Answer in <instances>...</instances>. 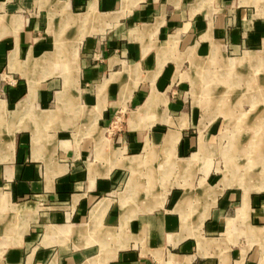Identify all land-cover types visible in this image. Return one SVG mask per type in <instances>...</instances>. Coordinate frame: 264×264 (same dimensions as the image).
I'll list each match as a JSON object with an SVG mask.
<instances>
[{"label": "crops", "instance_id": "obj_1", "mask_svg": "<svg viewBox=\"0 0 264 264\" xmlns=\"http://www.w3.org/2000/svg\"><path fill=\"white\" fill-rule=\"evenodd\" d=\"M261 47L264 0H0V264H264V191L200 164L234 114L186 97Z\"/></svg>", "mask_w": 264, "mask_h": 264}, {"label": "rangeland", "instance_id": "obj_2", "mask_svg": "<svg viewBox=\"0 0 264 264\" xmlns=\"http://www.w3.org/2000/svg\"><path fill=\"white\" fill-rule=\"evenodd\" d=\"M222 49L225 58L238 57L242 54V50H248V48H241L236 53L231 48L223 47ZM250 50L254 53L260 52L261 56H263L264 64V47ZM189 70L190 67L185 64L184 71L189 72ZM209 71L216 74L223 73L217 63L215 65L212 64ZM256 71L255 75H253L252 85H248L244 80H238V77L233 76V81L237 79L236 84L230 88L229 92L224 93L225 97L221 103L217 102V100L209 99V94L212 92L207 91L204 85H201L200 89L194 95H191V85L188 83L186 97L188 101H191L196 122L205 119L221 118V111L225 109L232 111L234 114L229 128L227 130L225 127L221 129L222 135H216L210 140L206 139L213 154L203 156L200 159L201 166H216L218 170H221L223 176L232 180L233 185H236L235 179H239V183L245 189L249 188L248 191L259 192L264 191V187L262 186L264 185V152L263 154L261 152V149L264 148V92H252L251 89L260 85V78L264 80V66ZM214 86V93L218 95L226 89V86L221 82H217ZM222 103L225 105L222 106ZM201 129L198 130V134L196 133V135H203ZM246 131L249 132V135H247ZM258 148H260L261 154L254 151L255 149L258 150ZM250 182L253 185H249ZM254 184L256 187L251 188ZM100 253L101 251H98L93 255V261L96 264L100 262Z\"/></svg>", "mask_w": 264, "mask_h": 264}, {"label": "bare ground", "instance_id": "obj_3", "mask_svg": "<svg viewBox=\"0 0 264 264\" xmlns=\"http://www.w3.org/2000/svg\"><path fill=\"white\" fill-rule=\"evenodd\" d=\"M198 65V64H197ZM196 69V68H195ZM199 69V68H198ZM197 69V70H198ZM196 71V70H195ZM198 73H199V71H198ZM201 139V138H200ZM199 143H201V141L199 142ZM201 146V145H200ZM201 150V149H200ZM256 153H259V154H261L260 153V148H258V150H254ZM261 152H262V154H263V152H264V148L263 149H261ZM254 153V152H253ZM255 155V154H254ZM196 158V157H195ZM259 162V161H258ZM257 162V163H258ZM260 163V162H259ZM247 172V171H246ZM248 174V173H247ZM245 176H246V174H245ZM250 176V175H249ZM247 177H248V175H247ZM250 178V177H249ZM252 179V178H251ZM247 180H249V179H247ZM248 183V182H247ZM250 185V184H249ZM31 209V207H30V205H28V204H22V205H20V206H17V207H15L14 208V212L15 213H24V212H26V211H28V210H30Z\"/></svg>", "mask_w": 264, "mask_h": 264}, {"label": "built area", "instance_id": "obj_4", "mask_svg": "<svg viewBox=\"0 0 264 264\" xmlns=\"http://www.w3.org/2000/svg\"><path fill=\"white\" fill-rule=\"evenodd\" d=\"M92 57L95 59H99V58H101V54H99V53H92Z\"/></svg>", "mask_w": 264, "mask_h": 264}]
</instances>
